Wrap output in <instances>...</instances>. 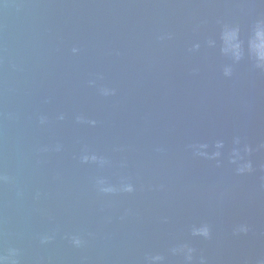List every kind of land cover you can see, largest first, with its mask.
<instances>
[{
  "label": "water",
  "instance_id": "obj_1",
  "mask_svg": "<svg viewBox=\"0 0 264 264\" xmlns=\"http://www.w3.org/2000/svg\"><path fill=\"white\" fill-rule=\"evenodd\" d=\"M264 0H0V264H264Z\"/></svg>",
  "mask_w": 264,
  "mask_h": 264
},
{
  "label": "clouds",
  "instance_id": "obj_2",
  "mask_svg": "<svg viewBox=\"0 0 264 264\" xmlns=\"http://www.w3.org/2000/svg\"><path fill=\"white\" fill-rule=\"evenodd\" d=\"M259 60L264 61V31H257L256 42L251 45Z\"/></svg>",
  "mask_w": 264,
  "mask_h": 264
}]
</instances>
